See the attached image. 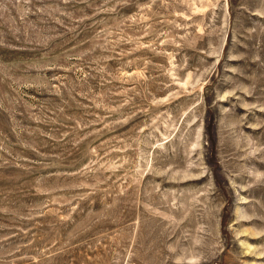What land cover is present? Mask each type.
Instances as JSON below:
<instances>
[{
    "label": "rangeland",
    "instance_id": "1",
    "mask_svg": "<svg viewBox=\"0 0 264 264\" xmlns=\"http://www.w3.org/2000/svg\"><path fill=\"white\" fill-rule=\"evenodd\" d=\"M0 264H264V0H0Z\"/></svg>",
    "mask_w": 264,
    "mask_h": 264
}]
</instances>
